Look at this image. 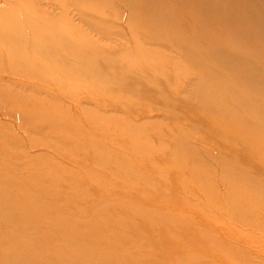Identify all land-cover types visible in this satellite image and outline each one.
Returning a JSON list of instances; mask_svg holds the SVG:
<instances>
[{"label":"rangeland","instance_id":"1","mask_svg":"<svg viewBox=\"0 0 264 264\" xmlns=\"http://www.w3.org/2000/svg\"><path fill=\"white\" fill-rule=\"evenodd\" d=\"M194 1L186 44L79 31L57 36L64 59H0V254L17 242L29 264H264V42L227 41L264 0ZM220 7L238 26L212 19ZM195 26L222 34L231 65L197 47Z\"/></svg>","mask_w":264,"mask_h":264},{"label":"bare ground","instance_id":"2","mask_svg":"<svg viewBox=\"0 0 264 264\" xmlns=\"http://www.w3.org/2000/svg\"><path fill=\"white\" fill-rule=\"evenodd\" d=\"M194 0H0V59L4 61H13L18 54L26 51H36L43 53L44 50L57 47L56 56L51 55L52 59H64L67 53L65 42L59 37V34H75L83 32H104L108 29L126 31L127 33L140 35H169L172 41L179 45L186 44L183 34L190 27V6ZM95 3L98 4L95 6ZM195 5L202 6V0H195ZM264 3V2H263ZM3 6H6L3 8ZM195 6V8L197 7ZM264 6V4H263ZM216 14L212 17L216 23L221 20L230 26H238L239 18H233V15L217 8ZM195 10V9H194ZM236 10L237 14H242ZM223 13L224 16H221ZM251 24H247L238 34L230 35V40H239L252 48L264 42V16L258 14L251 18ZM196 29L199 26H195ZM197 34L202 48L204 44H210L214 49L220 52V60L215 61L218 67L229 66L231 54L224 49V44H220L217 38L221 33L207 30L204 26L200 29L193 28ZM68 43V42H67ZM74 44L70 40L69 45ZM4 50L6 52H4ZM249 49L242 54L250 53ZM22 54V55H23ZM26 54V53H25ZM49 54V53H48ZM209 56V55H207ZM243 56V55H240ZM29 57V56H28ZM50 57V56H48ZM205 57V56H204ZM13 58V59H12ZM30 58V57H29ZM48 62L47 57L43 58ZM223 60L225 64L222 63ZM53 61V60H52ZM56 61V60H55ZM228 61V63H227ZM214 64V63H213ZM235 72L234 67L229 68ZM251 70V69H250ZM3 75L0 74V79ZM4 78V77H3ZM241 78L246 79L251 86L255 87L258 80L248 71ZM219 100V101H218ZM218 108L228 115L236 118L238 116L233 105H229L225 99L214 100ZM243 115V114H239ZM248 116V111L245 113ZM238 116V117H239ZM249 117V116H248ZM250 118V117H249ZM232 120V119H231ZM259 126V124L257 123ZM246 127L242 126V129ZM257 127V126H256ZM258 128V127H257ZM231 132L240 139L241 130L239 127L231 126ZM2 135V132H0ZM10 136H12L10 134ZM7 137V136H6ZM19 138V137H18ZM17 140L20 141V138ZM253 146L257 147L254 143ZM38 148L34 146L32 149ZM26 151L27 157H32L30 150ZM241 175V173L239 174ZM243 175V174H242ZM11 244L8 253L0 254V261L4 257L8 264H29L31 261L24 256H18L21 247L19 243ZM16 244V245H15ZM29 247V246H28ZM7 255V256H6Z\"/></svg>","mask_w":264,"mask_h":264}]
</instances>
